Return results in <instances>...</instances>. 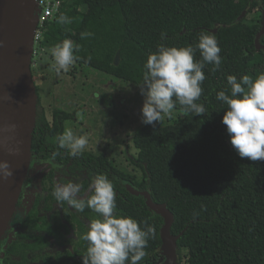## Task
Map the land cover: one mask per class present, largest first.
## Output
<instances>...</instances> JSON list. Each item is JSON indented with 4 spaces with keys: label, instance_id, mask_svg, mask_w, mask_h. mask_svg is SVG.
I'll return each instance as SVG.
<instances>
[{
    "label": "trees",
    "instance_id": "obj_1",
    "mask_svg": "<svg viewBox=\"0 0 264 264\" xmlns=\"http://www.w3.org/2000/svg\"><path fill=\"white\" fill-rule=\"evenodd\" d=\"M58 1L60 11L44 27L37 48L48 52L64 39H71L81 46L74 53L80 57L76 66L92 68L139 89L144 64L158 44L195 46L202 30L217 36L223 62L215 73L212 65L204 69V92L198 102L204 104L205 114L195 117L177 104L178 122L160 120L136 131L131 143L136 152L132 164L138 175L117 171L104 155L72 157L68 149L57 146L55 137L51 145L90 179L98 173L107 174L118 194V215L141 222V228L143 221L154 226L156 235L149 240L148 256L161 247L163 219L148 210L143 197L131 195L126 185L149 192L153 203L166 205L173 215L171 234L180 236L179 264L183 260L184 264H264V161L241 159L236 154L221 123L227 105L215 98L217 92L225 90L227 76L235 75L239 80L250 75L255 80L264 72V49L257 51L255 45L262 17L247 19L256 9L262 12L264 4L259 0ZM244 12L246 16L238 22ZM61 13L72 22L57 23ZM84 31L94 35L81 39ZM161 32L166 33L165 40H161ZM259 44L264 48V37ZM194 59H201L198 50ZM53 114L61 123L56 122L53 128L57 137L63 134L62 126L69 116L58 111ZM43 116L37 111L32 153L45 130Z\"/></svg>",
    "mask_w": 264,
    "mask_h": 264
},
{
    "label": "clouds",
    "instance_id": "obj_2",
    "mask_svg": "<svg viewBox=\"0 0 264 264\" xmlns=\"http://www.w3.org/2000/svg\"><path fill=\"white\" fill-rule=\"evenodd\" d=\"M264 4V0H259ZM56 22L70 24L71 18L61 13ZM84 31L81 39L93 36ZM161 40L166 33L161 32ZM81 49L71 39H64L51 49L52 68L57 75L68 72L74 65ZM197 50L201 59L195 60ZM217 36L212 32L201 31L195 46L169 47L166 43L157 45L148 55L144 64L143 84L140 95L143 97L141 123L155 126L179 104L187 113L201 117L206 108L199 103L206 79L204 69L212 65L215 73L220 69L223 59ZM90 59V57H89ZM226 88L216 93V100L227 105L221 123L226 126L229 143L236 154L251 161H264V72L255 80L250 75H235L226 78ZM230 92V94H229ZM60 149H68L69 155L77 157L88 145L86 135L76 136L71 129L54 138ZM9 154H12L11 152ZM59 153L53 152L52 158L43 163L55 166L53 161ZM0 175L8 179L13 175L7 161L0 162ZM82 185L73 181L57 182L52 193L57 202L67 204L78 213L90 209L98 218L87 225V232L81 237L87 242L86 253L81 257L82 264H140L148 256L146 249L149 240L154 239V226L117 214V195L113 181L105 173L91 177L89 189L81 194ZM203 207V206H202ZM198 215V213H194Z\"/></svg>",
    "mask_w": 264,
    "mask_h": 264
},
{
    "label": "flooded vegetation",
    "instance_id": "obj_3",
    "mask_svg": "<svg viewBox=\"0 0 264 264\" xmlns=\"http://www.w3.org/2000/svg\"><path fill=\"white\" fill-rule=\"evenodd\" d=\"M35 58L32 62V78L38 97L37 111L43 112L46 125L45 130L39 134L35 152L31 151L28 174L23 183L15 212L0 241V264H82L81 257L86 253L87 242L81 237L87 232L88 223L98 217L87 208L83 213L76 212L67 202H57L52 193L57 182L73 181L82 185L81 194L83 195L89 189L90 178L86 171L78 170V165L74 166L73 160H68L61 150L52 148L51 141L57 135L56 132H53V128L56 122L59 123L53 113L64 112L54 109L51 116H47L46 108L42 103V99L46 100L44 96H49L44 91L47 76L38 68V64L34 63ZM40 68L43 69L41 66ZM45 68H47V63ZM78 112L76 110L72 114L64 113L69 118L62 126V133H64L66 123L76 120L75 115ZM117 127L119 124L114 125L113 129ZM119 136L120 134L116 138L119 139ZM121 143L125 145V142ZM108 147L111 155L116 156L119 144L115 143L113 147ZM130 147L133 149L132 146ZM53 152L59 153L53 161L55 166L43 163L52 158ZM82 153L93 156L104 155L117 171L136 176L125 171L127 166H123L120 161L123 151L116 158H110L103 153ZM116 161H118L117 164ZM132 161H134V157L128 159V163L135 168ZM129 187L126 185L127 191ZM116 195L118 196L117 193ZM140 264H169V262L159 248L156 253L150 254Z\"/></svg>",
    "mask_w": 264,
    "mask_h": 264
},
{
    "label": "water",
    "instance_id": "obj_4",
    "mask_svg": "<svg viewBox=\"0 0 264 264\" xmlns=\"http://www.w3.org/2000/svg\"><path fill=\"white\" fill-rule=\"evenodd\" d=\"M39 14L36 0H0V162L7 161L13 173L8 179L0 175V241L15 212L30 165L38 100L32 62ZM245 16L246 13H242L238 22ZM261 37H264V10L261 31L255 40L257 51L264 49L259 44ZM118 60L117 54L115 62ZM128 192L143 197L148 210L163 219L161 252L169 264H179L177 242L180 236L171 234L174 217L166 205L153 203L149 192L130 187Z\"/></svg>",
    "mask_w": 264,
    "mask_h": 264
},
{
    "label": "rangeland",
    "instance_id": "obj_5",
    "mask_svg": "<svg viewBox=\"0 0 264 264\" xmlns=\"http://www.w3.org/2000/svg\"><path fill=\"white\" fill-rule=\"evenodd\" d=\"M258 11L254 10L247 19L262 17V12ZM34 49L36 51L37 46ZM34 63H37L38 68L47 76L44 91L49 96H44L46 100L42 99L47 116L50 117L54 109L66 114L78 110L76 120L66 123L64 132L71 129L76 136H87L89 142L83 152L103 153L110 158H116L123 151L120 161L123 166H127L125 171L138 175L139 172L129 165L128 159L136 157L135 150L130 147V138L144 126L141 123L143 97L140 95V89L92 68L78 67L75 64L70 66L68 72L57 75L52 68L50 51L42 52L38 49ZM36 83L40 87L37 81ZM180 118V113L173 110L170 115H165L162 121L172 123L178 122ZM117 124L119 127L113 129ZM115 143L119 144L116 156L111 155L108 147H113Z\"/></svg>",
    "mask_w": 264,
    "mask_h": 264
},
{
    "label": "built area",
    "instance_id": "obj_6",
    "mask_svg": "<svg viewBox=\"0 0 264 264\" xmlns=\"http://www.w3.org/2000/svg\"><path fill=\"white\" fill-rule=\"evenodd\" d=\"M39 8L40 14L38 18V24L34 34V47L38 46L43 39V29L46 24L51 21L56 15H58L61 3L58 0H36ZM37 50L34 49V54Z\"/></svg>",
    "mask_w": 264,
    "mask_h": 264
}]
</instances>
